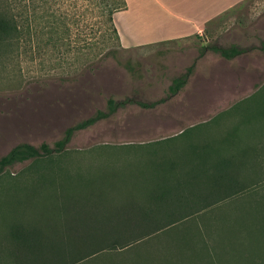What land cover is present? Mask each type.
Segmentation results:
<instances>
[{"label": "rangeland", "instance_id": "rangeland-1", "mask_svg": "<svg viewBox=\"0 0 264 264\" xmlns=\"http://www.w3.org/2000/svg\"><path fill=\"white\" fill-rule=\"evenodd\" d=\"M231 1L208 0L207 15L192 11L189 38L162 39L168 35L169 19L168 12L160 10V0H126V7L113 15L118 33L104 36L99 31L98 44L93 38L90 40L91 30L95 33L102 24L92 21L89 3L85 2L86 7L77 13L85 11L80 27L89 44L80 42L84 50L78 54L43 50L41 45L48 37L43 34V27L37 29L33 40L23 29L19 44L5 52L0 50V157L24 142L53 145L69 127L99 110L107 111L110 98L124 104L109 118L77 131L67 147L71 152L85 151V166L95 167L99 162L96 154L116 158L124 152L133 154L123 149L127 146L160 147L159 143L170 140H174L173 147L204 143L225 132H235L236 125L245 127L248 141L264 139V119L256 116L259 107L264 106V0H240L235 4ZM32 6L29 0H0V16L14 17L22 24L26 15L33 14ZM198 6L199 2L193 1L192 10ZM77 29L74 27L75 32ZM212 45H237L246 52L226 59L208 48L202 56L204 47ZM108 50L112 54L107 59L96 60ZM190 67L193 70L187 84L172 94L174 79L186 74ZM156 101L160 102L154 108L140 104ZM250 126L253 129H248ZM184 131H189L187 136L182 135ZM109 151L112 155L106 154ZM261 165L262 168L256 166L262 171L258 173L260 184L229 198L242 199L237 204H223L209 212L208 217H199L198 223L214 220L215 225L222 218L237 219L239 210L246 212L257 206L256 199H264V163ZM27 167L28 164L11 167L0 178V199H10L2 197L4 191L13 192V185L17 184L14 182ZM247 172L246 178L253 176ZM192 231L206 234L205 244L200 246L206 257L202 260L201 254L191 256L188 251L186 264H246L244 259L249 254V259H256L255 243L250 244L252 249L244 259L242 251L229 247L230 243L247 246L246 231L238 236L216 226ZM209 232H217L220 237L209 238ZM248 235L264 246L263 232L249 231ZM166 238L159 234L156 240L88 264H147L156 254L167 258L176 246L171 249L173 234L171 240Z\"/></svg>", "mask_w": 264, "mask_h": 264}, {"label": "trees", "instance_id": "trees-1", "mask_svg": "<svg viewBox=\"0 0 264 264\" xmlns=\"http://www.w3.org/2000/svg\"><path fill=\"white\" fill-rule=\"evenodd\" d=\"M30 1L33 14L26 15L22 24L14 17L0 16V50L5 52L19 44L23 29L33 40L37 29L43 27V34L48 36L41 45L43 50L81 53L84 48L79 43H89L80 27L85 11L77 13L78 9L88 2L92 21L102 24L101 29L95 28V33L91 30L90 40L93 38L98 44L99 31L104 36L118 33L113 15L126 7V0ZM74 27L78 28L76 32ZM208 48L226 59L246 52L237 45H212L204 47L202 56ZM111 54L112 51H105L96 60L102 62ZM192 70L190 67L186 74L174 79L170 86L172 94L187 84ZM159 102L140 104L154 108ZM122 104L110 98L107 111L99 110L69 127L53 145L24 142L0 157V178L9 168L28 164L14 182L17 184L13 185V192L4 191L2 197L10 199H0V264H88L158 239L159 234H164L167 240L173 234L171 249L176 247L169 257L156 254L147 264L157 261L186 264L188 251L193 256L201 254L202 260L206 257L200 246L207 236L192 229L214 226L229 230L234 236L246 231L247 246L230 243L229 247L242 251L244 259L252 249L250 244L255 243L254 248L260 251H256V259H249V254L244 260L246 264H264V246L248 235L249 231L264 234V199H256L257 206L246 212L239 210L244 213L241 215L248 216L238 212L237 219L222 218L215 225L214 220L198 223L201 216L208 217L209 212L223 204H237L242 199L229 198L261 183L258 168L264 163V139L248 141V134L243 132L245 127L236 125L235 132H225L204 143L173 147L174 140H170L167 145L165 141L159 143L160 147L127 146L123 149L133 154L124 152L117 158L96 154L95 160L99 162L95 167L85 166V151L71 152L67 148L69 143L77 131L109 118ZM256 116L264 119V106L259 107ZM188 133L184 131L182 135ZM106 154L112 155L111 151ZM247 171L253 176L246 178ZM216 234L209 232L208 237H220ZM176 241L177 245H173Z\"/></svg>", "mask_w": 264, "mask_h": 264}, {"label": "crops", "instance_id": "crops-1", "mask_svg": "<svg viewBox=\"0 0 264 264\" xmlns=\"http://www.w3.org/2000/svg\"><path fill=\"white\" fill-rule=\"evenodd\" d=\"M195 1L196 4L199 5L196 10H192V3ZM240 0H232V3H237ZM161 9L163 12H168V26L166 27V32L168 35L162 36V39L166 38H189L187 33H190L192 30L191 23L193 20V16L190 15L192 11L200 12L207 15L208 11V0H160ZM130 6L131 2L129 1ZM202 17V15H200ZM199 19V17H198ZM197 26L200 28V22L196 21Z\"/></svg>", "mask_w": 264, "mask_h": 264}]
</instances>
